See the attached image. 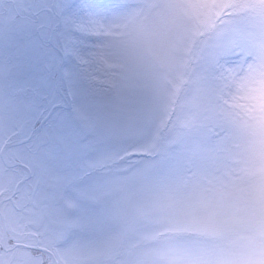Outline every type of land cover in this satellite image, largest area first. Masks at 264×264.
Wrapping results in <instances>:
<instances>
[{
  "label": "snow or ice",
  "instance_id": "snow-or-ice-1",
  "mask_svg": "<svg viewBox=\"0 0 264 264\" xmlns=\"http://www.w3.org/2000/svg\"><path fill=\"white\" fill-rule=\"evenodd\" d=\"M0 264H264V0H0Z\"/></svg>",
  "mask_w": 264,
  "mask_h": 264
}]
</instances>
